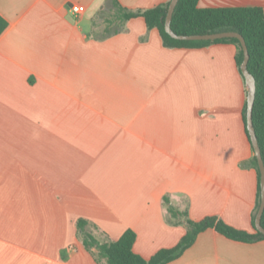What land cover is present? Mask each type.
Listing matches in <instances>:
<instances>
[{
  "label": "crops",
  "instance_id": "crops-1",
  "mask_svg": "<svg viewBox=\"0 0 264 264\" xmlns=\"http://www.w3.org/2000/svg\"><path fill=\"white\" fill-rule=\"evenodd\" d=\"M117 1L136 11L168 0ZM198 6L264 11V0ZM0 15V264H107L79 220L99 242L131 228L146 259L175 246L186 219L253 231L257 172L234 44L166 47L109 0H0ZM165 196L186 214L171 218ZM165 264H264V240L207 228Z\"/></svg>",
  "mask_w": 264,
  "mask_h": 264
},
{
  "label": "trees",
  "instance_id": "trees-1",
  "mask_svg": "<svg viewBox=\"0 0 264 264\" xmlns=\"http://www.w3.org/2000/svg\"><path fill=\"white\" fill-rule=\"evenodd\" d=\"M169 1L145 10L136 11L122 7L117 0H109V4L115 9L117 17L121 20L142 16L148 28H156L159 31L162 43L166 47L200 48L216 42L234 44L236 47V65L242 75L240 64L243 59V51L237 38L179 40L171 37L165 31L164 22ZM101 12L104 13V10ZM170 25L171 29L177 34L236 31L244 37L249 54L247 69L255 79L252 123L264 163V11L262 7H199L198 0H178ZM7 26L8 22L0 15V35L6 30ZM243 123L250 142L246 129V102L243 107ZM251 163L257 172V193L252 213L253 231L235 228L216 215H208L198 221L186 219L187 229L179 242L173 247L159 249L150 258L146 259L133 250L136 233L131 228L126 229L117 240L99 242L90 232L85 231L87 221L79 220L78 226L83 234V243L86 247H94L97 254L106 259L107 264H165L181 255L195 241L197 235L207 228H214L225 237L237 241L255 242L264 240V235L254 228V218L260 202V173L254 154ZM164 201L167 204V210L171 218L178 219L186 214L173 206L167 196L164 197ZM261 225L264 227V210Z\"/></svg>",
  "mask_w": 264,
  "mask_h": 264
},
{
  "label": "water",
  "instance_id": "water-1",
  "mask_svg": "<svg viewBox=\"0 0 264 264\" xmlns=\"http://www.w3.org/2000/svg\"><path fill=\"white\" fill-rule=\"evenodd\" d=\"M178 0H170L165 22V31L173 38L179 40H215L220 38H237L240 42L243 51V59L240 64V71L243 75L246 86V129L249 134L250 142L253 147L254 155L257 159L258 169L260 173V202L254 218V228L264 235V227L261 225V217L264 210V163L261 157L260 148L252 123V108L255 97V79L247 69V62L249 58L247 46L244 37L236 31H217L203 34H177L171 29V19L174 8Z\"/></svg>",
  "mask_w": 264,
  "mask_h": 264
},
{
  "label": "built area",
  "instance_id": "built-area-1",
  "mask_svg": "<svg viewBox=\"0 0 264 264\" xmlns=\"http://www.w3.org/2000/svg\"><path fill=\"white\" fill-rule=\"evenodd\" d=\"M69 9L71 10V12L73 14L79 15V14L84 12L85 7L83 5H80V4H71V5H69Z\"/></svg>",
  "mask_w": 264,
  "mask_h": 264
}]
</instances>
